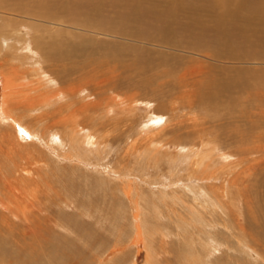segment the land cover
Wrapping results in <instances>:
<instances>
[{
    "label": "rangeland",
    "instance_id": "rangeland-1",
    "mask_svg": "<svg viewBox=\"0 0 264 264\" xmlns=\"http://www.w3.org/2000/svg\"><path fill=\"white\" fill-rule=\"evenodd\" d=\"M35 1L7 3L15 9L13 14L27 18L26 9L33 13ZM64 1L94 6L92 0ZM186 1L190 2L180 4L171 23L175 34L183 32L186 21L190 26L201 22L212 34L215 26L211 27L206 3L199 18L201 10H189ZM61 2L47 1L57 7ZM107 3L98 15L110 8L111 20L121 25L118 2ZM255 5L264 9V0H245L240 16L246 17ZM215 10L220 23L226 18L223 14L229 15V9ZM166 11L165 0H159L151 15ZM192 12L198 19L190 17ZM21 20L0 15L3 35L10 40L9 50L0 52V70L10 69L12 54L18 56L16 72L26 70L27 63L21 62L34 61L50 82L51 95L65 91L64 104L41 110L39 118L21 108L13 112L37 128L40 137L63 126L60 132L67 145L66 152L57 147L52 154L37 140L16 141L13 128L0 123V264H132L137 257L138 264H264V105L259 106L264 79L258 82L249 73L238 74L229 64L211 68L206 75L198 68L189 73L194 67L191 57L198 56L186 53L185 44L194 41L195 33L173 37L170 48L155 40L138 43L95 34L87 35L105 42L73 41L66 35L58 36L54 47L53 29L37 22H29L34 30L28 22L18 26ZM253 25L238 22L225 31L250 63L253 57L264 58V31ZM18 34L24 35L20 39H27L25 43ZM36 38L44 43L43 55L31 50ZM205 38L212 40L206 32ZM258 63L242 68L259 71ZM28 72L24 76L29 77ZM246 78L249 87L258 84L250 96L238 83ZM156 114L165 119L163 127L140 133ZM70 128L76 130L73 137L68 135ZM69 138L76 139L73 152ZM84 138L86 143H81ZM95 151L101 153L96 157ZM194 153L215 176L212 186L201 183L204 195L197 193L198 187L179 186L187 181L188 171L200 170ZM154 156L190 168L170 175L166 162L152 163ZM112 170L111 175L129 174L132 179L107 174ZM163 180H171L164 192L155 188ZM123 191H129V199Z\"/></svg>",
    "mask_w": 264,
    "mask_h": 264
},
{
    "label": "bare ground",
    "instance_id": "bare-ground-1",
    "mask_svg": "<svg viewBox=\"0 0 264 264\" xmlns=\"http://www.w3.org/2000/svg\"><path fill=\"white\" fill-rule=\"evenodd\" d=\"M47 1L48 0L35 1L36 6L30 9V10H34L35 14L34 12L30 13V11L26 9V15L28 17L23 18L21 17V13L15 12V14H13V11H15V9L8 8L9 4L7 3V0H0V15L8 14L10 16L15 15L16 17L22 18L23 20L16 22L17 24H19L18 26H22L21 25L22 22L24 23L28 22L27 27L32 30H34V27L29 22H37L39 25H44L43 28L48 27L49 29H53L52 31H54L56 35L51 34L50 36L54 37V39L58 41V42L57 41L53 42L54 47H58L59 37L61 38L62 36H66V35H68L70 39L73 41H76L78 39V40L87 41L88 43H91V44L96 43V42H101V43L105 42V40L98 41L95 38L91 37L90 35L89 36L87 35V34H95V35L108 36L111 38H119V39L124 38L126 40L128 39L133 42L134 41L138 42L140 40L148 41V39L155 40V41H160L161 43L166 44V45H160V46H163L165 48H170L171 46H170L169 41L172 40L173 37L182 36L184 33H187L188 37H190V35L195 33L194 36L191 37V39L194 41H191V42L188 41L189 44L188 45L185 44L186 53H192L198 56V57H193V56L191 57L192 58L191 61L194 67H189V73L191 74L194 73L195 72L194 70L198 68L199 69L198 72L201 75H206L207 73H209L211 68L216 69L218 65L227 66V64H229L230 66L236 67V69L238 70L236 72H238V74H239V71H241L243 73L242 75H247L248 77V73H249L253 78L256 77V80H258V82H260L261 80L260 78L264 79V70L260 71L264 69V58L253 57L255 61L251 62V63L259 62L258 66L259 67L262 66L259 68L260 69L259 71H253V70L244 71L242 68L244 65L250 66L252 64L249 62L250 60H248V58L244 57L242 52L237 51L236 48H239V45L238 44L236 45L234 42L230 41L231 39L230 34L228 32H225V31H229V29L233 27L235 24H237L238 22L245 23V24H254L253 28H260V30L264 31V9L260 5L259 6L255 5L253 8H251V10H249L246 17L242 18L240 16L239 11L242 8V3H244L245 0H190V2L186 1L184 6L188 8L189 10L192 11L194 8L197 10H201V15L199 16V18H202V15L204 14L203 8L206 3L205 11L211 13L210 22L212 21L213 23L211 27L212 28L214 26L215 27L212 29V34H210L205 24L203 25V23L198 21L201 25L197 26L195 23V25L197 26L195 27V25L190 26L186 21L182 25L183 32H180L179 35H176L174 29L171 26V23L174 22L173 18L176 14L179 13L180 11L179 6L181 3H183L184 0H165V6L167 7V11H166V14L163 16L154 14V13H152L151 15V8H153L154 6H157L159 0H107L105 3L102 0H92L90 1L91 3L94 4V6L92 7H89L88 5H83L82 2H76V1L73 3L67 4L66 1L64 0L58 5L60 7H57V6L52 5L53 3H47ZM57 1L58 0H53V2H57ZM107 2H110L112 5L118 2V6L122 10L120 17L123 16L122 23L120 22L121 25H118L113 19L111 20L109 13L111 12L112 9L110 10V8H108L107 10L109 11L108 13L104 14L102 13V10H101L100 15H98L99 7H102L105 4H108ZM217 6L224 8L225 10L229 9V15L223 14V17H226V18L225 20L222 19L221 23H220L219 16L216 15L215 7ZM166 15L170 19H165ZM171 17H172V21H171ZM190 17L192 18L196 17L198 19L197 13H194V12H192V15ZM157 22H160L161 24L157 25ZM50 25L57 26L56 27L57 29L54 30L53 27L52 28L49 27ZM199 27L201 28L200 30H202L203 28H206V29H203L201 33H199L200 30H197V28ZM48 28H47V31H51ZM221 30H224V31H221ZM204 31L211 37L212 39L211 42L206 40ZM33 34H35V32ZM20 36H24V35L18 34V37L16 38L20 42L22 41V43L23 42L25 43L27 39H25L24 37L23 39H20L22 38ZM34 42L35 44H33V47L31 48V50H34L36 52L39 49L41 52V55H43L41 48L42 49L45 48L44 43L38 40V38L34 39ZM27 44L29 43L27 42ZM30 45H32V43ZM9 47H10V40L6 36L3 35V30L1 29V26H0V52L1 54L5 52L6 50H9ZM74 50L77 53L79 51V48L75 47ZM5 55L6 54H3V56ZM17 57L18 56H16V54H12V56L10 57L12 66L10 67L9 70L7 71L0 70V123L13 128L16 141L18 142L22 141L28 144L34 140L35 141L37 140L41 144L43 143L45 147L52 154L55 153L56 151L55 148L57 147L61 148L64 152H66L65 146L67 145L66 143L67 138L62 136L60 132V130L63 129V126L59 130L56 128L52 132H49L46 138H44L42 136L41 137L38 136L39 133H38L37 128L36 129L30 128L29 125L27 126L26 124L21 122L20 119L17 118L16 115L14 114L13 110H17L20 108L26 111L27 113H30V114L37 113V115L42 112L41 110L45 108L47 109L48 107H51L52 109L51 108L50 109L53 110V107H55L54 105L56 104L58 105L59 102L60 103L62 102L64 98V92H65V91L64 92L60 91L58 93H54V95H51L50 94L51 90H49L50 82L45 81L46 79L44 77V73L40 71L37 66H34L35 63L31 59L29 63L21 62L22 64L27 63V65L24 66L26 70H23L21 72H16L15 71L16 69H14L15 67L14 65L18 63ZM201 57H205L206 60L215 62V63H209L208 61H207L208 63L207 62L205 63V61H202L203 58ZM38 58L46 59L40 56ZM137 58L139 59V56H137ZM146 62H147V59L145 58V63ZM106 63L107 62L105 61L103 65H105ZM28 70L32 76H30V74H29V77L24 76V74ZM247 79L248 78H246L245 80L248 82L247 84H245V81L243 82L241 80H239L238 83H239V87L245 93H247V96H250V91L252 89L255 91L258 90V84L255 83L253 84V86L249 87L250 79L249 80ZM263 81L264 80H261V82ZM62 104L64 103L62 102ZM262 105H264V99L261 100L259 104V106H262ZM38 118H39V115H38ZM60 118L62 117L60 116ZM165 123H166L165 119L163 120L162 115L156 114V117H153L149 121L147 120L142 125L141 129L139 128L140 133H146V132L150 133L151 131H154L156 129L158 130L162 128ZM75 131L76 130H74L73 128H70V133H68V135L71 134V137H73ZM71 139L69 138L68 148L73 152L75 151V146L73 142L74 141L76 142V139L73 140V142L70 141ZM82 142L86 143L85 138L83 139V141H81V143ZM95 152H96L95 153L96 157L99 155V153H101V151L99 152L95 151ZM194 154L196 155L198 153H194ZM55 155L59 157L58 153H56ZM144 157L146 156L144 155ZM62 158L66 159L65 157H62ZM74 159L78 160V162H81V160L78 157H75ZM152 159H153L152 163L155 165L158 163V161L166 162L168 165L167 172H169L170 175H172L175 170L177 172H180L181 170L188 171V169L190 168V166L185 167L180 164H175L170 159H169L170 161H168L164 156L160 158H158V156H154ZM146 160H150V159L146 157ZM194 161H195V167H200L198 174H191L190 173L191 170L188 171L187 181L179 183V186H182L183 188H187L189 190H192L195 187H198L197 193L199 195H204L202 193L203 192L207 193V192H206V189L203 187V185L201 186V183L208 182V186H212V184H210V181L211 180L213 181V179H215V176L213 174L207 173V171H210L211 169L209 168L208 164L204 162V158L201 155L198 154V157H196ZM83 164L88 165L84 162ZM203 167L205 170H202ZM114 171L115 170H112L111 172L107 174H109L110 176H113L114 174L111 175V173L112 172L114 173ZM128 175L124 174V176H121L119 174L118 176H115V175L114 176L119 177L123 180L132 179L131 176H128ZM166 179L167 177L165 178V180ZM165 180L161 181L159 185L155 186V188H159L163 192L165 189H169L171 185V180H167L166 182ZM123 193L124 195L128 196V199H129V191H123ZM135 207L133 209H136ZM115 252H116V249H114V251L112 250L109 253H107L105 256V260H107L109 256L114 254ZM138 263H139V257H137L132 264H138Z\"/></svg>",
    "mask_w": 264,
    "mask_h": 264
}]
</instances>
